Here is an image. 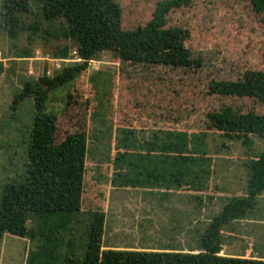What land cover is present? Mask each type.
Returning a JSON list of instances; mask_svg holds the SVG:
<instances>
[{
  "label": "rangeland",
  "instance_id": "obj_1",
  "mask_svg": "<svg viewBox=\"0 0 264 264\" xmlns=\"http://www.w3.org/2000/svg\"><path fill=\"white\" fill-rule=\"evenodd\" d=\"M110 1L120 9L122 29L130 30L151 18L158 0ZM1 3L2 0L0 193L5 182L17 180L27 158L34 109L31 97L12 107L13 93L21 86L20 78H37L43 74L52 77L67 64L79 60L74 48L67 57H53L63 46L68 47V41L41 35L46 23L39 16L37 0H30L28 12L21 15L24 25L38 26L26 47L22 46L26 45L30 30L19 33L18 39L17 35L8 36L3 29ZM59 22L55 20L49 26L57 28ZM165 27L188 31L183 41L187 48L183 66L134 64L114 52L103 51L89 61L88 67L73 82L50 92L45 106L57 115V137L69 130L86 133L81 209L103 210L106 226L112 222L117 225V231L111 230V234L120 245L127 240L136 245L130 246L131 249L165 247L186 252L201 248L199 239L208 217L222 207L227 195L242 190L246 163L264 146L254 136H250L253 143L247 145L224 140L208 118L209 112L226 105L242 112L264 114V103L253 98L209 94L207 89L211 77L236 78L246 70L262 69L264 26L260 15L253 12L246 0H192L189 6L171 10ZM25 48L30 50L27 52L30 56L18 57V52ZM121 130L129 137L120 136ZM164 130L181 132L187 141L193 135L205 134L207 154L199 153V157L206 158L203 165L207 175L198 179L201 182L203 178L201 188L187 189V179L181 178L173 168L169 169L168 177L174 179V187L182 188H175L169 194L154 189L147 194L142 187L118 186L117 174L122 168L117 169L116 164L123 159L129 169L138 163L152 176L163 175L166 164L155 157L174 151L166 153L158 147L150 148L149 138L158 137ZM147 175L150 173L139 177ZM258 202L260 209L254 212L252 220L257 216L264 219V196ZM151 205L174 209L145 212ZM240 227L249 237L245 235L235 243L239 253L247 256L246 245L249 256L264 257V220L261 224L254 221ZM109 233L106 227L104 238ZM27 247L26 238L5 234L0 244V264H24Z\"/></svg>",
  "mask_w": 264,
  "mask_h": 264
},
{
  "label": "trees",
  "instance_id": "obj_2",
  "mask_svg": "<svg viewBox=\"0 0 264 264\" xmlns=\"http://www.w3.org/2000/svg\"><path fill=\"white\" fill-rule=\"evenodd\" d=\"M191 1L158 0L145 24L123 30L120 9L110 0H37L39 16L46 23L41 35L68 41V47L63 46L53 57H67L74 48L79 60L67 64L52 77L46 74L37 78L22 77L20 88L13 93L12 107L25 97H31L34 113L24 169L17 180L2 185L0 244L7 233L26 238L24 264H264L263 257L219 254L221 227L253 213L258 197L264 192V146L246 163L245 186L227 195L222 207L211 217L199 239L201 248L197 251L165 247L102 249L104 211L81 209L86 133L69 130L57 137V115L46 110L48 94L73 82L88 67L89 61L103 51L114 52L122 60L134 64L183 66L185 58L187 60L183 41L188 31L165 27L166 16L171 10L189 6ZM246 1L253 12L260 15L264 26V0ZM29 5L30 0H2L1 3L3 29L8 36L17 35L18 39L19 33L30 30L26 45L22 47L32 41L33 32L38 28L33 23L24 25L22 22L21 15L28 12ZM55 20H60L59 26L50 27ZM28 51L22 49L18 57L30 56ZM14 57L17 58V52ZM261 57L263 67L260 70H246L236 78L211 77L207 83L208 93L253 98L264 103V45ZM208 118L224 140L247 145L253 143L250 136H254L264 144V114L242 112L226 105L209 112ZM119 135L129 137L125 130L119 131ZM204 135H193L187 141L181 132L164 130L158 137H150V148L158 147L166 153L174 151L155 157L166 164L163 175L152 176L133 162L134 168L129 169L123 159L116 164L117 169L122 168L117 174L118 186L170 189L175 186L172 185L174 179L168 177L169 169L173 168L181 178L187 179V189L198 190L204 183L199 177L207 175L203 165L206 158L199 157V153L207 154ZM142 173L150 175L139 177Z\"/></svg>",
  "mask_w": 264,
  "mask_h": 264
},
{
  "label": "crops",
  "instance_id": "obj_3",
  "mask_svg": "<svg viewBox=\"0 0 264 264\" xmlns=\"http://www.w3.org/2000/svg\"><path fill=\"white\" fill-rule=\"evenodd\" d=\"M126 187H128V186H126ZM137 188V187H136ZM143 189H144V191L145 192H143V193H147L148 194V192L150 193V191H152L153 189L154 190H160L163 194L164 193H168L169 194V192H171L173 189H175L176 187H172V188H170V189H164V188H152V189H150V188H147V187H142ZM180 189L182 188V187H179ZM179 188H176V189H179ZM125 189V188H124ZM128 189H130L129 187H128ZM135 189V188H134ZM148 191V192H147ZM163 191H165V192H163ZM263 196H264V192L258 197V201H259V199H261V198H263ZM259 203V202H258ZM164 208H167V209H174L173 207H166V206H163V205H160L159 207L158 206H153V205H151L150 207H148L147 209L148 210H145V212H147V213H149V212H155V211H159V212H161V210L162 209H164ZM258 209H260L259 208V206L257 205V207H256V209L254 210V212L255 211H257ZM149 211V212H148ZM190 212H191V210H190ZM254 212L253 213H251V214H249L248 216H246V217H243V218H240V219H235V220H231V221H229V222H227V223H225L222 227H221V229H220V234H221V237H222V245H221V252H219V254H225V255H232V256H244L243 254H240L239 253V250L236 248V242L238 241V239H240V240H242V239H244L245 238V235H247L246 234V232H245V230H243V228L242 227H240V225H243L244 223H247V222H254V221H257L258 222V224H261L262 222H263V217H260V216H257L256 217V219H253L252 220V218L254 217V216H252L253 214H254ZM212 216V214L208 217V219H207V221H209L210 222V217ZM117 217H119V216H117ZM106 215H105V222H104V230H105V228L107 227V229H108V231L110 232L108 235H107V237L106 238H104V232H103V235H102V249H106V248H114V249H131V248H129L130 246H134L135 244H133L132 245V243L131 242H129V241H123L124 242V244L123 245H120V243H118V241L116 240V236L114 237V235L113 234H111V230H112V233H114V231H117V225H116V223H111L110 225H108V226H106ZM119 218H121V217H119ZM150 218V216L147 218V219H149ZM196 219H197V217H196V215H195V221H196ZM116 221V220H115ZM209 222H207V224L209 223ZM195 225V224H194ZM235 226H237L238 227V229L235 227ZM206 227V226H205ZM195 228H196V225H195ZM143 229H147V228H144L143 227ZM222 235H225V237H227V239L225 240L224 238H223V236ZM248 237H249V235H247ZM223 240H225V241H223ZM133 243H135V242H133ZM136 246V245H135ZM138 246V245H137ZM142 248V247H141ZM147 248V247H146ZM193 251H195V250H197L196 248L195 249H192ZM244 250H245V252L244 253H247V256H245V257H249V255H250V251H249V247L248 246H244ZM239 253V254H238ZM264 258V257H263Z\"/></svg>",
  "mask_w": 264,
  "mask_h": 264
}]
</instances>
